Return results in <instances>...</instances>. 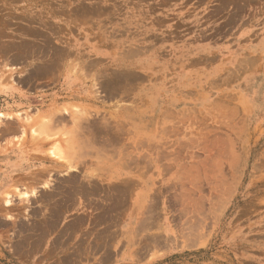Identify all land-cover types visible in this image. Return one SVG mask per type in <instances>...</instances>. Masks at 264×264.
<instances>
[{"label": "rangeland", "instance_id": "rangeland-1", "mask_svg": "<svg viewBox=\"0 0 264 264\" xmlns=\"http://www.w3.org/2000/svg\"><path fill=\"white\" fill-rule=\"evenodd\" d=\"M111 167L164 232L119 264H264V0H0V264L89 256L59 182ZM99 198L109 240L129 196Z\"/></svg>", "mask_w": 264, "mask_h": 264}, {"label": "crops", "instance_id": "crops-1", "mask_svg": "<svg viewBox=\"0 0 264 264\" xmlns=\"http://www.w3.org/2000/svg\"><path fill=\"white\" fill-rule=\"evenodd\" d=\"M120 170L111 167L103 177L98 174L93 177H87L86 173L81 169L77 172H68V174L62 176L59 183L64 186H73L67 190V193L74 200L71 205L64 204L61 210V216L65 218L62 232L67 235V241L71 242L67 248L89 249L90 251L89 256H70L71 260H63L62 264H109V259L102 255L98 258L95 254L98 255L103 250H108L109 252L113 248L118 250L116 255H113L114 259H117L116 264L127 263L125 261L128 260L133 262L134 258L143 262V259L149 256L151 250L160 247L162 239L160 228L163 225L159 222L158 210H156V207L150 206L148 202L150 188L147 181L133 177L130 174L125 175L128 173ZM101 183H104L105 187L100 190ZM118 193L126 197L129 196V204L126 208L127 210L120 214V218L117 212L114 215V222L118 224L119 233L116 232L115 235L113 233L109 234L111 235L109 240L107 237L103 239V233L105 235L110 233L109 226L112 221L110 214L106 213L107 207H104V221L102 222L101 215L97 214L99 208L98 200L101 194L108 196L114 194L116 198ZM97 218H99L98 222L96 221ZM82 222H84V227L88 224L94 225V227L87 229L81 227V231L77 230ZM96 226L99 227L97 228ZM77 232H81L80 237L76 235ZM85 234H87V237H85ZM166 235L171 239V230L167 231ZM125 248L136 250L127 254L126 250H124Z\"/></svg>", "mask_w": 264, "mask_h": 264}, {"label": "bare ground", "instance_id": "bare-ground-1", "mask_svg": "<svg viewBox=\"0 0 264 264\" xmlns=\"http://www.w3.org/2000/svg\"><path fill=\"white\" fill-rule=\"evenodd\" d=\"M4 52V51H3ZM92 125H94V124H92ZM103 129V128H102ZM100 130V129H99ZM101 131V130H100ZM106 132V131H105ZM101 133V132H100ZM110 134V133H109ZM48 196H49V194H48ZM47 199V198H46Z\"/></svg>", "mask_w": 264, "mask_h": 264}]
</instances>
